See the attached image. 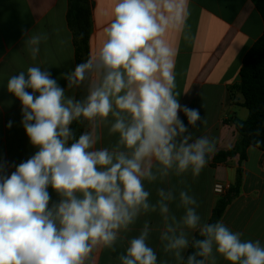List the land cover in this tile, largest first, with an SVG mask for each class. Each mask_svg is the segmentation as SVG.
<instances>
[{
	"label": "clouds",
	"instance_id": "9594fccd",
	"mask_svg": "<svg viewBox=\"0 0 264 264\" xmlns=\"http://www.w3.org/2000/svg\"><path fill=\"white\" fill-rule=\"evenodd\" d=\"M185 2L115 0L95 55L62 73L72 89L98 72L82 100L66 95L48 68L30 66L9 78L7 91L20 101L21 124L38 150L10 174L7 162L0 161V264H89L94 252L115 251L121 232L142 213L158 207L167 221L166 201L174 199L173 193L159 189L160 199L152 205L145 189L144 181L157 179L154 165L163 177L172 171L200 175L215 144L206 136L193 139L189 126L196 127L202 117L179 102L175 52L166 39L181 23ZM46 39L37 34L26 40L34 60ZM110 115L114 122L108 131L118 134L117 144L97 148L96 122ZM84 121L89 130L77 137L72 125ZM179 200L184 215L172 221L183 227L177 232L166 223L160 234L165 252L183 260L187 229L201 237H191L194 252L187 264H216L217 255L228 264H264L259 240H242L243 234L222 220L202 221L189 191L181 190ZM149 231L145 223L138 236L127 239L119 264H158Z\"/></svg>",
	"mask_w": 264,
	"mask_h": 264
},
{
	"label": "crops",
	"instance_id": "0c3cea01",
	"mask_svg": "<svg viewBox=\"0 0 264 264\" xmlns=\"http://www.w3.org/2000/svg\"><path fill=\"white\" fill-rule=\"evenodd\" d=\"M91 2L90 57L102 43L103 29L112 19L115 0ZM68 7L69 0H0V161L7 162L8 174L38 149L29 142L21 124V103L7 91V82L19 72H26L28 67L39 66L48 68L52 77L66 88L62 73L72 71L77 65L74 35L67 19ZM263 33V18L251 0H186L181 23L166 36L175 52V91L180 93L181 105L198 109L202 117L196 127L189 126L193 139L208 137L214 142L215 151L209 154L197 177L190 171L182 176L172 171L163 177L154 165L152 170L157 179L144 181L145 189L150 193L152 205L160 199L159 189L173 193L174 199L166 201L169 206L167 221L158 207L155 212L142 213L126 233L121 232L115 251L100 249L93 253L89 264H119L117 257L125 251L127 239L138 236L145 223L150 229L148 243L157 252L158 264H183L189 247L182 253L183 260L178 261L173 253L163 250L166 242L160 240L166 223L173 224L177 232L183 227L172 221L173 216L180 221L184 215L179 192L187 190L194 195L199 205L198 214L202 221L209 222L218 201L235 186L239 169L242 171L240 190L219 221L232 231L241 232L242 240H259L264 245V150L249 147L244 161L236 154L225 162H213L216 154L232 150L239 140L234 119L247 120L249 117L242 94L233 88L240 83L246 53ZM37 34L46 35L47 39L39 45L40 51L34 60L26 40ZM89 78V85L97 82L98 72L94 71ZM66 95L77 99V88H66ZM179 115L187 125L183 112ZM9 121L11 128L7 127ZM113 122L111 115L105 122H96L97 148L111 149L117 144L118 134L108 131ZM88 130L87 122L84 131ZM218 184L229 185L228 192L216 193ZM184 231L190 237V246L191 237L199 233ZM216 264L228 262L217 255Z\"/></svg>",
	"mask_w": 264,
	"mask_h": 264
},
{
	"label": "trees",
	"instance_id": "16d2710c",
	"mask_svg": "<svg viewBox=\"0 0 264 264\" xmlns=\"http://www.w3.org/2000/svg\"><path fill=\"white\" fill-rule=\"evenodd\" d=\"M264 21V0H251ZM92 2L91 0H69L67 19L74 35L77 64L90 58L89 40L92 30ZM240 83L233 89L238 90L244 98L243 106L249 110L247 120L234 119V124L239 133V140L232 150L219 152L214 156V163H222L227 158L239 154L241 161L247 159V149L256 147L264 150V33L251 49L246 53L240 71ZM90 78L77 88V99H84L89 90ZM87 121L74 122L72 125L77 137L84 132ZM258 133V134H257ZM257 141L260 143L257 144ZM208 158V157H207ZM242 183V171L239 169L237 181L230 193L222 197L215 206L209 223L219 221L232 198L238 194ZM51 191V190H50ZM52 199L57 196L52 192ZM197 239L201 237L196 235ZM194 249L190 245L185 255L183 264H187L188 255Z\"/></svg>",
	"mask_w": 264,
	"mask_h": 264
},
{
	"label": "built area",
	"instance_id": "2783aa9c",
	"mask_svg": "<svg viewBox=\"0 0 264 264\" xmlns=\"http://www.w3.org/2000/svg\"><path fill=\"white\" fill-rule=\"evenodd\" d=\"M227 190H229V185H226V184H218V185L215 187V192L218 193V194H223V193H225Z\"/></svg>",
	"mask_w": 264,
	"mask_h": 264
},
{
	"label": "rangeland",
	"instance_id": "374dc122",
	"mask_svg": "<svg viewBox=\"0 0 264 264\" xmlns=\"http://www.w3.org/2000/svg\"><path fill=\"white\" fill-rule=\"evenodd\" d=\"M226 192H228V190L226 191ZM224 194V193H223ZM226 194V193H225ZM222 195V194H221Z\"/></svg>",
	"mask_w": 264,
	"mask_h": 264
}]
</instances>
